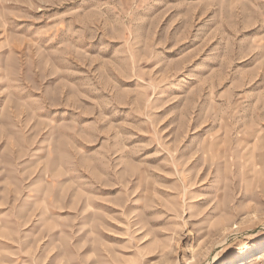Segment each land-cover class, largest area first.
Here are the masks:
<instances>
[{
  "label": "rangeland",
  "instance_id": "rangeland-1",
  "mask_svg": "<svg viewBox=\"0 0 264 264\" xmlns=\"http://www.w3.org/2000/svg\"><path fill=\"white\" fill-rule=\"evenodd\" d=\"M0 264H264V0H0Z\"/></svg>",
  "mask_w": 264,
  "mask_h": 264
}]
</instances>
